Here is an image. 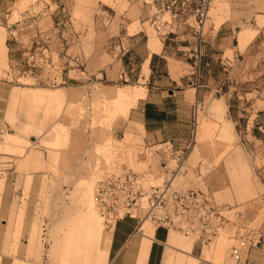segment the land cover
Wrapping results in <instances>:
<instances>
[{"label": "rangeland", "instance_id": "374dc122", "mask_svg": "<svg viewBox=\"0 0 264 264\" xmlns=\"http://www.w3.org/2000/svg\"><path fill=\"white\" fill-rule=\"evenodd\" d=\"M170 1L0 0V142L2 134L18 137L5 140L13 147L0 149V262L3 254L9 264H64L52 253L55 240L67 231L61 219L69 213L70 218L88 213L99 231L111 237L112 230L90 204L96 181L106 170L125 168L147 171L152 183L159 175L137 154L144 143L158 142L146 133L126 134L136 129L129 114L121 117L126 111L116 93L130 91L125 85H162L169 88L165 94H174L173 101L189 105L176 111L186 124L181 128L187 140L195 129L176 182L208 194L225 218L211 239L194 241L191 259L209 264L196 258L220 232L227 237L226 264H244L252 243L264 264V0H213L198 63L188 51L195 45L189 5L168 8ZM153 20H172L175 32L162 39ZM133 24L137 28L129 31ZM244 29L256 35L240 49L236 35ZM149 37L167 53L152 61L151 76L141 81ZM27 52L37 54L31 73ZM121 72L127 81L118 78ZM54 89H61L63 98ZM23 91L56 92L54 98L62 99L17 102ZM212 102L220 107L217 114L207 109ZM55 104L59 106L53 109ZM8 111L10 122L32 131L10 125ZM222 126L227 127L224 134ZM78 189L88 191L86 198ZM137 215L144 219V210ZM242 226L247 245L237 260L231 247L239 246L237 229Z\"/></svg>", "mask_w": 264, "mask_h": 264}, {"label": "crops", "instance_id": "0c3cea01", "mask_svg": "<svg viewBox=\"0 0 264 264\" xmlns=\"http://www.w3.org/2000/svg\"><path fill=\"white\" fill-rule=\"evenodd\" d=\"M136 28L137 25L133 24L129 31H133ZM136 33H133L131 36H134ZM255 35V30H239L236 35L237 46L240 49L245 48ZM119 40L116 39L118 47L121 46L123 37H120ZM177 45L178 48L184 47L182 43H177ZM147 47L150 52L146 54L141 64V81H144L148 75L151 76L152 71H150L149 65L152 61L164 59L165 53H167L165 46L163 44L161 45V42L153 37H149ZM7 50L10 51L12 49L7 46ZM128 51L129 48L120 51L119 59H122ZM172 66L175 67L174 64H172ZM161 84H163V82ZM125 86L130 89V91H123V88L122 91L116 93L120 96V102L126 111V114H122L121 117L126 119L129 114L136 129V131L129 130L126 134H135L138 137V134L146 133L147 139L152 142H159L167 139L186 140V132L181 128L185 127L186 124L184 123V119L180 118L176 111L181 107L189 106L188 104L184 101L178 103L173 101L172 96H174V94L172 95L169 92L165 94V91H169V88L162 85H146V87L138 86L133 88L127 85ZM193 89H195V87H193ZM54 90L61 91L63 98L64 93L61 89ZM19 93L21 94L17 102H24L26 104L62 99H55L54 97L58 93L51 91H23ZM18 94H16V97ZM112 94L114 95L113 97H115V93ZM137 102L138 105L135 107ZM56 106L59 105L55 104L53 109ZM207 109L211 114H217L220 111L219 105L215 102L208 104ZM12 117L13 114L11 111H8L5 118L10 125L17 127L18 130L25 133L32 131L28 126H16L15 123L10 122ZM226 130L227 127L222 126L220 131L221 134H224ZM15 137L16 136L13 134H2L0 149L4 148L8 150L13 147L5 145V140ZM16 138L18 139V137ZM127 139L128 138H126V140ZM78 192L81 193V197L86 198L88 191L81 192V190L78 189ZM61 220L63 225L66 223L67 231L60 239L61 241L57 240L56 242L55 240V248L52 254L53 258L60 259L64 264H197L196 261H194L195 259L191 260L193 257H191L190 254H193L192 250L194 246V241L192 239L179 237L180 235L178 236V234L171 231L167 233L163 227H153L151 224V236L146 237L140 233L135 234L137 226L136 218L123 217L118 219L113 226L111 237H109L107 233L103 234L100 232L97 222L84 211L71 218L70 213L66 214ZM146 223L147 222L142 223L140 227L144 228ZM57 243L58 245H62L60 248L61 252L58 250L59 247ZM206 254L207 249L203 248L200 257L196 259L209 262V264H216L212 262V259H208ZM261 255L262 252L258 250L256 243H252L244 264H262ZM226 263L227 261L224 255L222 264ZM0 264H9L3 254H1Z\"/></svg>", "mask_w": 264, "mask_h": 264}, {"label": "built area", "instance_id": "2783aa9c", "mask_svg": "<svg viewBox=\"0 0 264 264\" xmlns=\"http://www.w3.org/2000/svg\"><path fill=\"white\" fill-rule=\"evenodd\" d=\"M213 0H171L167 7L180 3L187 4L193 16L190 25L195 36V45L189 49V56L194 63H198L202 55V41L205 21ZM177 14H172L176 22ZM173 21L158 23L153 20L154 30L162 39L173 34L176 24ZM186 22V20L184 21ZM45 50L42 51L43 59ZM36 53L26 55V63L31 73L34 67ZM46 58V57H45ZM120 80L127 81L126 72L118 76ZM195 140V129H191L190 138L184 141L167 139L158 143H144L138 151L140 160L147 163L148 170L152 167L158 172L157 182H150L147 171H134L131 168L122 170H106L96 181L94 199L98 211L106 225H111L123 217L137 219L140 225L143 217L137 215L138 209L144 210V218L149 219L155 227H163L166 232L170 229L192 234L201 244L208 241L217 232L224 221L219 207L214 204L208 194L198 188H183L176 182L182 174V168L188 157L189 149ZM156 160L155 165L152 162ZM4 169H0V175ZM142 199L145 204H142ZM240 240L239 246L231 247V254L240 260L242 250L247 245L244 237V227L237 229Z\"/></svg>", "mask_w": 264, "mask_h": 264}, {"label": "bare ground", "instance_id": "6f19581e", "mask_svg": "<svg viewBox=\"0 0 264 264\" xmlns=\"http://www.w3.org/2000/svg\"><path fill=\"white\" fill-rule=\"evenodd\" d=\"M212 3H214V2H212ZM96 184V183H95ZM94 190H95V186H94V188H93V192H92V195H90V204H91V207H92V209L94 210V212L95 213H97V215L99 216V218L102 220V222H103V219H102V217H101V215H100V213H99V211H98V208H97V205H96V201H95V199H94ZM91 194V193H90ZM144 222H149L153 227H155L154 226V224L149 220V219H147V218H144L141 222H140V225H139V227L137 228V230L135 231V234H142V235H144V236H151L152 235V228L151 227H149L148 225H147V228L146 227H144V229L142 228L141 229V224L142 223H144ZM103 224H104V226L106 227V228H110L111 230L113 229V226H114V224L112 223L111 225H106L104 222H103ZM110 229H108V230H110ZM106 230V229H105ZM169 231H171V232H174V233H176V234H178V235H180V236H183V237H187V238H190V239H192L193 241H196V237L194 236V235H192V234H179V233H177L176 231H174V230H169ZM168 233V232H167ZM219 234H220V232L218 233V235H216V238L215 239H213V241L212 242H209V243H207V245H209V244H211V243H213V245H211V247L210 248H208L207 249V254H206V257L209 259H212V262L213 263H216V264H222V262H223V260H224V255H225V247H226V242H227V240H226V235H221V236H219ZM172 235V234H171ZM170 236V235H169ZM174 238V237H173ZM175 239V238H174ZM173 239V240H174ZM176 240V239H175ZM202 244H204V243H202ZM206 246V245H205ZM192 260V259H191ZM191 260H189V261H191ZM188 263V262H187ZM193 263H194V261H193ZM190 264V263H189Z\"/></svg>", "mask_w": 264, "mask_h": 264}]
</instances>
